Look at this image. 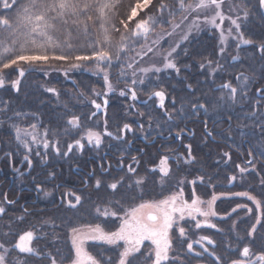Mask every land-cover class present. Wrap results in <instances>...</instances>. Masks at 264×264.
I'll return each instance as SVG.
<instances>
[{"label": "snow or ice", "instance_id": "1", "mask_svg": "<svg viewBox=\"0 0 264 264\" xmlns=\"http://www.w3.org/2000/svg\"><path fill=\"white\" fill-rule=\"evenodd\" d=\"M261 12H264V0H255L254 6L252 0H0V89L7 86L18 92L20 78L26 71L37 69L44 70L45 75L48 69H52L63 72L65 76L70 71L83 69L102 78L105 89L103 94L95 89L91 92V97L102 98L103 104L96 98L90 99L85 91H77L76 96L83 106L90 103L96 111L68 115L71 109L66 103L64 115L67 119L61 117L63 123L55 126L51 122L44 124L35 113L14 110L9 101L0 100V126L8 124L9 134L17 147L30 153L35 146V155L45 161L48 153L39 151L41 147L68 157L75 148H84L81 142L84 139L97 150L103 143V137L124 141L123 134L133 131L127 123L122 128L118 126V133L108 130L107 120L103 131L85 124V121H92L102 107L106 112L109 93L116 91L112 81L114 70L116 83L125 84L119 95L136 101L138 85H146L153 77L158 79L159 74L167 70H174L179 75L177 50L182 42L187 41L193 32L211 28L219 33L217 59H206L199 67L207 69L208 76L213 77L218 71L226 70L220 58L229 47V38L236 41L237 49L241 44L253 43L245 38L244 22ZM260 19L264 21V15ZM257 51L264 57V40L259 43ZM238 59V56L232 57L233 61ZM13 74H16L15 79H12ZM256 84L261 86L256 87ZM186 86L190 93L195 92L192 84ZM44 90L59 97L54 88ZM212 91L220 95L215 99L196 97L189 101V112H185L182 105L177 115L190 118L207 115L210 108L218 110L240 104L243 109L247 106V118L252 121L251 135H259L264 140V114H261L264 78L257 80L255 73L246 75L240 72L235 82L225 81ZM251 92L259 99L250 96ZM153 97L159 100L158 107L164 109L165 92L156 90L148 99ZM165 114L167 121L173 120L172 115ZM231 120L229 112L228 122ZM204 127L206 137H212L214 133L208 130L207 120ZM157 128H162V125L157 124ZM168 131L171 133L172 128L169 127ZM185 131L180 129L176 138L181 139ZM77 134H80L79 138H75ZM62 136L73 137V142L68 143L67 150L63 152ZM184 147L186 154L175 153L169 148L167 151L173 155H160L143 176L139 172L140 161L132 156L127 165L120 161L118 167L121 170L126 168V171L114 182L104 184L97 179L95 189L104 188L110 198L100 196L98 202L93 203L91 215L96 222L83 218L75 223L69 222L70 247L67 251L58 246L59 237L55 232L51 250L35 247V242L42 239L37 233L48 222L41 223L39 228L35 225L20 228L30 215L28 210L25 208L23 215L13 219L8 216L6 207L0 205V264H30L32 260L46 264H189L193 257L200 258V264H264V235L257 237L258 226L264 229V196L257 198L248 191L233 194L251 201L255 209L238 204L232 212L246 208L254 215V222L244 237H237L238 246H233L231 238H228L221 250L226 254L218 251L217 241L208 235L193 238L203 228L222 231L210 219L218 215L214 205L220 197L213 192L210 198L205 199L195 187L190 194L186 193V184L195 185L197 181L174 177L173 168L179 172L181 164L195 162L192 146L187 144ZM224 155L231 159L228 153ZM247 157L245 166L236 165L240 177L243 178L245 173H255L260 177L259 185L264 188V150L259 154L250 150ZM24 160L31 167L32 160L28 155ZM257 161H260V169ZM108 170L104 169V172ZM54 175L49 173L50 177ZM149 179L154 187L159 188L157 195L149 196L146 191ZM236 179V175L228 177L229 183ZM197 180L205 183L202 175ZM211 181L209 176L207 186L215 188ZM36 189L43 190L39 184ZM44 195L47 197L50 193L44 192ZM71 196H74V202L68 199L67 206L75 209L82 204L83 196L66 192L62 198ZM3 203L13 205L17 201L9 200L4 194ZM227 215L230 217L231 213ZM62 226L63 221L52 223L54 230ZM236 227L233 221L230 231H235ZM245 239L249 242L242 243ZM257 239L260 241L258 245ZM196 245H199V250Z\"/></svg>", "mask_w": 264, "mask_h": 264}, {"label": "trees", "instance_id": "2", "mask_svg": "<svg viewBox=\"0 0 264 264\" xmlns=\"http://www.w3.org/2000/svg\"><path fill=\"white\" fill-rule=\"evenodd\" d=\"M252 3L254 6L255 0H252ZM243 30L245 38L252 40L253 43L239 49L228 47L227 55L220 58V63L225 66L226 70L218 71L213 77L208 76L207 69L201 70L199 67L206 59L210 58L213 61L217 59L218 38L216 31L205 29L199 34L191 36L178 49L177 63L181 69L179 75L174 70H169L160 73L158 79L153 77L152 81L144 86L138 85V99L136 101L130 100L127 96L109 95V103L105 114L97 113L92 121H85L86 126H92L94 130L103 131L104 121L107 120L109 131L118 133L119 128H122L127 123L132 127L133 133L130 134L131 136L127 134L124 141H118L111 137L104 138L99 149L100 152L94 153L91 151L86 153L87 150L84 149L82 155L73 151L68 157H64L56 155L51 149H38L42 153L45 151L48 153L45 161L42 157L35 155L37 149H34L29 153V158L32 160V165L29 167L27 161L24 160V156L28 155V153L23 148L17 147L9 134V125L0 126V205L6 207L8 216L13 219L23 215L25 208L28 210L30 215L26 217L20 228L26 229L32 225L39 228L41 223L48 222L37 233L42 239L35 242V247H47L51 250L53 233L55 232V235L59 237L58 246L62 250L67 251L68 247H70V238L68 237L69 222L75 223L81 218L96 222L91 215L93 203L98 202V197L100 196L104 197V199H109L110 197L107 196L104 188L96 190L93 186L94 181L101 179L104 184H107L114 181V179H118L124 174L126 169L119 170L113 166V168L110 167L108 172L101 173L96 170L94 177L89 179L87 186L80 183L78 176L72 169L75 166L86 168L88 155L100 160L105 152L122 157L118 160H113L111 164H118L121 160H123L124 164L130 163L131 159L128 157H130L129 152H131V149L128 148L127 142L132 140L133 144L131 146L140 147L144 150V153H139L137 156L140 161L139 172L142 176L146 174V170L154 161L158 160L160 155H173V152L167 151L169 148L174 150L175 153L186 154L187 149L184 144H190L195 162L188 165L181 164L179 172L173 168L175 178L184 177L186 180L197 181L195 185L186 184V193L190 194L193 187H195L197 193L205 199L210 198L213 192L215 194L230 195L248 191L257 196V198L264 196V188L259 185L260 177L255 173H245L244 177L241 178L236 168L237 164L245 166L243 141L247 140L251 143L257 154H259L256 146L258 140L264 145V140H261L259 135H251L252 121L247 118L249 114L247 106L243 109L240 104L229 105L227 108L218 110L210 108L207 115L201 114L190 118L177 115L182 105L184 111L189 112L191 110L189 101L194 100L196 97H200L201 100L205 98L215 99L220 93L212 90L225 81L232 80L235 82V77L240 72H244L246 75L255 73V79L257 80L264 78V57L257 51L259 43L264 40V22L260 19V13L254 15L250 21H247ZM185 52H187V55H185ZM233 56H238L239 59L231 61ZM41 71L42 69L26 71L25 76L20 78L21 84L18 92L7 86L0 89V100L9 101L14 110L35 113L44 124L51 122L53 126L61 124L63 120L67 119V116L64 115V105L66 103L71 109L68 115L90 114L95 111L90 103L85 102L87 106H83L76 93L77 91H85L90 99L95 98L91 97L93 89L100 93L104 91L102 78L81 70L70 71L67 74V80H65L60 75H54V73H50L47 76L42 75L40 74ZM47 71L51 72L53 70L48 69ZM15 78L16 74H13L12 79ZM112 81L116 82L115 70ZM189 83L195 89L194 93L188 91L186 85ZM122 85L125 86L124 83L117 84L120 89ZM255 86L259 87L261 84H256ZM251 87L253 86L250 85ZM45 88L56 89L59 97L53 93L46 92ZM156 90L165 92L164 109L157 107L154 97L151 100L148 99L149 95ZM250 96H255V93L251 92ZM255 98L259 99L257 96ZM173 99H175V104H173ZM129 105H132V107H129ZM229 112L232 114L231 123L228 122ZM165 113L172 115L173 120L167 121ZM61 117H63V120H61ZM197 120H203V122L207 120L208 126L212 127L211 131L215 132L212 138L206 137L204 141L202 140V135L206 136L202 130L204 126L202 121L198 122ZM157 124L162 125V128H157ZM141 125L143 128H141ZM245 125H248V127H245ZM169 127L172 128L171 133L168 131ZM184 127L192 128L194 135L193 137L183 136L182 140L177 142L173 134H177ZM229 129H231V132H229ZM161 131L163 134L159 135L158 133ZM79 135L77 134L75 138H79ZM169 135L170 138L167 140L160 138V136L166 137ZM154 138L156 139L151 145L143 142V140L151 142ZM60 139L61 151H66L67 144L73 142V137L62 136ZM239 141H241V146H238ZM9 152L12 155H9ZM226 152L231 157L230 160L224 155ZM256 163L258 169H260V161ZM49 173H54V177H50ZM201 175L205 177L204 184L197 180V177ZM232 175H236L237 179L229 183L228 177ZM209 176L212 177L211 183L215 185V188L207 186ZM8 177L13 179L12 184L7 179ZM4 180L6 181L2 184ZM75 181L80 184H74ZM37 184L41 185L42 191L49 193L51 191V195L45 197L42 193L39 194L36 190ZM56 184L65 185L58 189L61 203L58 202L55 196L54 187ZM72 186H81L82 189L71 190L70 187ZM67 189L83 196L82 204L75 209L69 208L64 203L62 195L63 191ZM146 191L149 196H154L158 194L159 188L154 187L152 180L149 179ZM33 192L37 194L38 200L35 205L29 206L25 202L35 200ZM4 194H7L9 200H16L17 203L4 205ZM53 200V204H50ZM238 204H246L248 207L255 209V205L245 197L226 196V198L216 202L217 213L224 215L225 219L221 221L215 220L214 223L222 231L217 232L216 229H209L205 232L201 229L196 232L193 238L199 235L210 236L217 241L220 246L218 251L221 254H226L221 250L228 238H231L233 246H238L237 237H244L246 231L254 222V215L248 213L246 208H237L236 212H232V209L236 208ZM229 213H231L230 217L227 215ZM61 221L64 222V226L54 230L52 223L60 224ZM233 221L236 222L237 227L235 231H230L233 227ZM107 222L111 223L110 221ZM261 235H264V229L258 226L257 237ZM248 242L247 239L242 241V243ZM256 243L257 245L260 243L259 239L256 240ZM195 247L199 250V247ZM209 247L211 248V246ZM30 264H46V262L32 260ZM189 264H200V258H191Z\"/></svg>", "mask_w": 264, "mask_h": 264}, {"label": "flooded vegetation", "instance_id": "3", "mask_svg": "<svg viewBox=\"0 0 264 264\" xmlns=\"http://www.w3.org/2000/svg\"><path fill=\"white\" fill-rule=\"evenodd\" d=\"M197 121H198V122H201V121H202V124H203V126H204V122H203V120H197ZM184 129H185L186 131L184 132L183 136L193 137L194 134H193V129H192V128H190V127H184ZM204 129H205V127H204ZM208 130L211 131V130H212V127H211V126H208ZM213 133H215V132L213 131ZM183 136H182V138H183ZM173 137L175 138V140H176L177 142H180V141L182 140V138L179 139V140L176 138V133L173 134ZM169 138H170V136L167 137V138H161V139H163V140H167V139H169ZM209 138H212V137H209ZM130 144L132 145V144H133V141H131ZM130 144L128 145V148L131 149V152H135L136 155H137V153H140V154L144 153V150H143V152H141V149H142V148H140V147H135V146H132V147H131ZM242 146L244 147V151H245L246 155H247L248 151H250V150L255 151V149L252 148L251 143H249L247 140L243 141ZM255 152H256V151H255ZM240 155H241V153H240ZM137 156H138V155H137ZM137 156H136V157H137ZM120 158H122V157L114 156V155L111 154V153H107V152H105V153L102 154L100 160L97 159V158H95V157H93V156H90V157L87 159L86 168H82V167H80V166H75V167H73L72 170H73V171L75 172V174L78 176L80 183H82V185H84V186H87L88 183H89V179H91V178L94 177V174H95V171H96V170H97L98 172L103 173V168H104V167H105V169H110V168H109V165H111V162H112L113 160H118V159H120ZM128 158L131 159V157H128ZM248 158H249V157H248ZM90 161H92L93 163L90 162ZM7 179H8V180L11 182V184H12L13 179H12L11 177H8ZM5 181H6V180H4V181L2 182V184H3ZM61 186H65V185H64V184H56L55 187H54V188H55V196H56L58 202H60V203H61V198H60V196L58 195V189H59ZM70 189H71V190H73V189H82V187H81V186H80V187H78V186L73 187V186H72V187H70ZM33 194H34L35 200H28L27 202H25V203L28 204L29 206L35 205V203H36L37 200H38V196H37V194H36L35 192H33ZM53 202H54V200L51 201L50 204H53ZM22 206H23V205H22Z\"/></svg>", "mask_w": 264, "mask_h": 264}, {"label": "rangeland", "instance_id": "4", "mask_svg": "<svg viewBox=\"0 0 264 264\" xmlns=\"http://www.w3.org/2000/svg\"><path fill=\"white\" fill-rule=\"evenodd\" d=\"M241 15H242V13H241ZM247 21H245L244 23H246ZM264 22V21H263ZM205 29H211V28H205ZM204 29V30H205ZM213 30H215V29H213ZM203 31V30H202ZM216 31V30H215ZM201 31H199V32H193L191 35H190V37L191 36H193V35H196V34H199ZM216 34H217V43H218V48H219V33L216 31ZM189 37V38H190ZM186 41H184V42H182V44L181 45H183L184 43H185ZM235 44H236V41H232L230 38H229V47L230 48H232V47H234L235 49H237L236 47H235ZM249 45V44H248ZM165 46H167V45H165ZM243 46H247V45H244V44H241V46L240 47H243ZM229 48V49H230ZM178 51V50H177ZM227 51H228V49H227ZM227 51H226V53L224 54V56H226L227 55ZM259 52V51H258ZM260 53V52H259ZM231 61H233L232 60V58H231ZM82 71H85L86 73H90V72H88V71H86V70H83V69H81ZM81 70H73V71H81ZM73 71H71V72H73ZM167 71H169V70H167ZM166 72V71H165ZM50 73H54V75H60V77H62L63 79H65V80H67V78H68V76H65L64 75V73L63 72H61V71H51V72H48V74L47 75H49ZM40 74H42V75H45L44 74V70H42L41 72H40ZM46 75V76H47ZM113 85L115 86V88H116V91L115 92H112V93H109V95H112V94H115V95H118V96H120L119 95V90H120V88H118V86H117V83L116 82H113ZM121 88H125V86H121ZM104 91H105V89H104ZM103 91V92H104ZM103 92L101 93V94H103ZM109 97V96H108ZM258 97V96H257ZM96 99H97V102L98 103H101V104H103V101H102V98H100V97H95ZM155 98V97H154ZM165 98H166V96H165ZM259 98V97H258ZM156 99V105H157V107H158V104H159V100L157 99V98H155ZM164 101H165V99H164ZM263 105H264V100H262L261 101V114H262V108H263ZM160 108V107H159ZM95 110V109H94ZM96 111V110H95ZM97 113H101L102 115H104L105 114V110L103 109V107H102V109L100 110V111H98ZM202 130H203V132L205 133V129H204V127L202 128ZM133 132H126V133H124L123 135H124V137L127 135V134H132ZM131 136V135H130ZM104 138H106V137H103V139ZM166 138V137H165ZM206 139V136H203L202 135V140L204 141ZM133 141V140H132ZM153 141V140H152ZM151 141V142H152ZM83 144H84V148L81 150V149H79V148H75L73 151H75L77 154H83V150L84 149H86L87 150V152L86 153H88V152H94V153H96V152H98L99 150H97L95 147H94V145H90V144H88V142H87V140L86 139H84V140H82L81 141ZM129 142V141H128ZM127 142V145H129L130 143H128ZM131 142V141H130ZM151 142H148V143H151ZM154 143V142H153ZM152 144V143H151ZM151 144H148V145H151ZM241 144V141H239V145L238 146H241L240 145ZM131 145V144H130ZM184 145H187V144H184ZM257 150H258V152H260L261 150H264V145L258 140V142H257ZM132 147V146H131ZM34 149H36L35 148V146L33 147V150ZM39 149H43L42 147L41 148H39ZM100 149V148H99ZM100 152V151H99ZM28 153V156H29V152H27ZM227 153V152H226ZM139 153H137V155H138ZM94 155H96V154H94ZM136 155V153L135 152H129V156L132 158V156H137ZM91 155H88V158L90 157ZM98 156V155H97ZM249 159L248 157H247V155H246V153H245V157H244V159L245 160H247V159ZM129 162H127V163H125L124 165H127ZM118 165H119V163L118 164H111L110 166H111V168H113V166H115V168H117V169H119V170H121L119 167H118ZM104 169H105V167L103 168V172H104ZM126 169V168H125ZM95 182L96 181H94V184H93V186H95ZM112 182H114V181H112ZM76 183V185H79L80 183L79 182H77V181H75L74 182V184ZM109 183H111V182H109ZM82 184V183H81ZM78 187H80V186H78ZM37 190V189H36ZM37 192H39V194H43L44 195V191H37ZM66 192H70V193H74V191H70V189H67V190H64L63 191V194L64 193H66ZM49 193V192H48ZM74 194H76V193H74ZM50 195H51V191H50ZM217 196H219L220 198L217 200V201H219L220 199H224V198H226V196H233V197H236L235 195H233V194H230V195H221V194H216ZM45 196V195H44ZM46 197V196H45ZM62 197H63V195H62ZM238 197H240V196H238ZM64 199V198H63ZM68 199H72L73 200V202H74V196H71V197H68L67 199H64V203H65V205L67 206L68 205ZM216 201V202H217ZM216 202H215V205H214V208H215V211H216ZM217 212V211H216ZM218 215L216 216V217H212V218H210L211 219V222L212 223H214V221L215 220H218V221H221V220H223V219H221V217H224V219H225V216L224 215H220L219 213H217ZM209 229H211V228H203L202 230H204L205 232H206V230H209ZM199 231V230H198ZM198 236H196V238H197ZM197 247H199V245H196Z\"/></svg>", "mask_w": 264, "mask_h": 264}, {"label": "water", "instance_id": "5", "mask_svg": "<svg viewBox=\"0 0 264 264\" xmlns=\"http://www.w3.org/2000/svg\"><path fill=\"white\" fill-rule=\"evenodd\" d=\"M261 15H264V12H261V13H260V16H261ZM262 114H264V105H263V108H262ZM169 136H170V135H169ZM169 136H167V137H169ZM167 137H166V138H167ZM160 138H165V137H161V136H160ZM155 139H156V138H154V140H153L151 143H153V142L155 141ZM143 142H144V140H143ZM144 143H145V144H151V143H148V142H147V143L144 142Z\"/></svg>", "mask_w": 264, "mask_h": 264}]
</instances>
